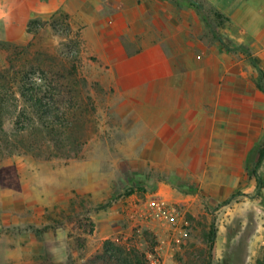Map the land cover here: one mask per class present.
Wrapping results in <instances>:
<instances>
[{
	"label": "crops",
	"instance_id": "1",
	"mask_svg": "<svg viewBox=\"0 0 264 264\" xmlns=\"http://www.w3.org/2000/svg\"><path fill=\"white\" fill-rule=\"evenodd\" d=\"M61 13L102 92L99 129L72 161L71 185L97 204L111 196L105 180L134 178L135 191L97 220L103 236L154 198L184 224L213 206L229 221L264 195V185L240 195L264 141V0H0V43ZM225 225L213 226L215 238Z\"/></svg>",
	"mask_w": 264,
	"mask_h": 264
},
{
	"label": "rangeland",
	"instance_id": "2",
	"mask_svg": "<svg viewBox=\"0 0 264 264\" xmlns=\"http://www.w3.org/2000/svg\"><path fill=\"white\" fill-rule=\"evenodd\" d=\"M39 19L48 23L37 22L20 39L0 43V90L16 94L18 101L11 100L9 104L24 112L18 120L14 116H0V264H86L106 241L144 254L147 264H245L249 256L258 264L264 261L263 194L244 209L243 215H234L229 221L224 220L219 206H213L189 214L188 223L180 222L176 228L136 214L118 222L119 229L109 236L98 231L97 220L108 216L113 202L125 200L135 191L130 183L134 180L132 174L123 172L119 178L115 176L118 181L112 187L110 180H105L102 190L106 194L111 191V196L102 197L95 204L91 194L82 197L70 182L71 163L80 158V152L56 151L40 125L27 132L18 131L32 125L34 118L30 120L29 110L20 97V76H12L31 74L30 78L45 88L40 74L49 75L52 84L55 80L68 83L71 70H78L87 80L86 94L96 105L90 124L92 137L99 129L97 98L102 92L82 72L80 33L71 21L60 16L36 21ZM260 150L261 147L249 158V188L240 193L244 199L256 196L258 183L253 170ZM258 170L263 178L264 163ZM124 180L128 184L121 186L119 181ZM86 218L93 227H86ZM221 222L226 229L210 246L212 228H218ZM252 240H257V245L250 250Z\"/></svg>",
	"mask_w": 264,
	"mask_h": 264
},
{
	"label": "trees",
	"instance_id": "3",
	"mask_svg": "<svg viewBox=\"0 0 264 264\" xmlns=\"http://www.w3.org/2000/svg\"><path fill=\"white\" fill-rule=\"evenodd\" d=\"M220 19L221 15L216 14ZM60 16L65 20L68 19L64 14H59L51 17ZM32 19L28 26V31L37 23L46 25L47 21H36ZM52 26H55L53 23ZM75 68V67H73ZM76 69V68H75ZM37 74V73H36ZM39 74V73H38ZM41 81H45V88L37 80L30 78L31 74L24 76L23 74H14L12 77L20 76V97L29 110L30 120L34 118L32 125L22 127L18 131L23 132L31 129L33 126L40 125L46 131V135L50 137V141L54 143L56 151H73L74 154H79L82 148L88 143L92 137L90 124L95 116L96 105L94 101L86 94L89 85L78 72L71 70L68 83L55 80L52 84L49 75L45 72L40 74ZM34 76V74L32 75ZM59 76V75H54ZM61 76V75H60ZM44 77V79H43ZM50 79V81H49ZM51 84V85H50ZM62 84V87H61ZM65 91L67 97H65ZM18 101L16 94L9 95L6 91L0 90V116H14L18 120L23 116L24 112L19 111L17 105H12L9 102ZM32 122V121H31ZM19 121H17L18 126ZM2 128V120H0V130ZM22 144V143H21ZM25 146V145H24ZM264 159V141L261 145L259 158L256 168L253 170V175L258 183V188L261 189L264 185V177L260 176L258 167ZM86 227H93L92 222L86 218ZM213 229V228H212ZM92 230V229H91ZM91 232V231H90ZM215 231L210 233V246L213 245ZM148 262V261H147ZM144 254L137 251L128 250L126 247H121L114 241H106L103 249L93 255L86 264H147ZM259 264H264V261H259Z\"/></svg>",
	"mask_w": 264,
	"mask_h": 264
},
{
	"label": "built area",
	"instance_id": "4",
	"mask_svg": "<svg viewBox=\"0 0 264 264\" xmlns=\"http://www.w3.org/2000/svg\"><path fill=\"white\" fill-rule=\"evenodd\" d=\"M136 214L142 219L158 220L163 224H167L170 228H176L179 225L172 207L159 198H154L149 203H145L141 210L132 214V217Z\"/></svg>",
	"mask_w": 264,
	"mask_h": 264
}]
</instances>
